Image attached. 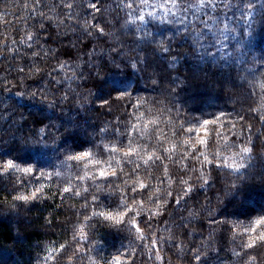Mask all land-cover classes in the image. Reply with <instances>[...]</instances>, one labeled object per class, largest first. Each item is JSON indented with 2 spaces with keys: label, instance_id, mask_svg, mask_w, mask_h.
<instances>
[{
  "label": "trees",
  "instance_id": "1",
  "mask_svg": "<svg viewBox=\"0 0 264 264\" xmlns=\"http://www.w3.org/2000/svg\"><path fill=\"white\" fill-rule=\"evenodd\" d=\"M0 118V264H264V0H0Z\"/></svg>",
  "mask_w": 264,
  "mask_h": 264
},
{
  "label": "rangeland",
  "instance_id": "2",
  "mask_svg": "<svg viewBox=\"0 0 264 264\" xmlns=\"http://www.w3.org/2000/svg\"><path fill=\"white\" fill-rule=\"evenodd\" d=\"M148 10H149L150 13H156L157 12L155 7L152 6L151 4H149ZM203 72H204V70H202V69H197L196 70V75L198 76V79H200V78L203 79V74H204ZM242 79H244L245 82L248 85H250L251 82H252L251 81L252 80L251 76L242 75L240 80H242ZM217 80L219 81L220 85L225 90H228L230 92L235 91V93H236L235 97L230 99L229 102H231V103H240V105L245 103V100L247 99L246 98L247 94H246L245 90L241 86H239V85L235 86L233 82L229 81L228 78H227V74L224 75V73H222L220 76H218ZM222 80H225V81L222 82ZM219 91L221 92V90H219ZM205 97H206L207 100H212L213 99L212 95H207ZM1 119L2 118H0V121L2 122ZM206 127L207 126H197V127H195L193 132H192V134L190 135V137H191L190 141H192V143H197L198 144L199 142L201 143V141H203V140H205L207 138V139H209V142L212 144V140H211V136L212 135H209V131L206 130ZM213 138H214V136H213ZM249 174L253 175L254 179H256V178L259 179L261 175H264V160H262L261 164L259 166H257L256 171L252 170V171H250ZM260 181H262V180H260ZM234 187H235L234 183L232 181H228L227 178H225L224 182H223V185L221 186L220 192L215 195L216 199L214 198L215 199L214 203H212V205H209V207H208V205L205 206L206 209H207L206 211L208 213H211L212 211L215 210V208L218 207L219 204L224 203L222 201H224L223 199L225 197L228 198L229 195H231L232 193L234 194L236 192ZM188 219H189L188 216H186V218L183 219V223L187 222ZM196 233H197V231H196ZM197 236H198V234H197ZM211 240L212 239H210L209 237L206 240L205 239L201 240L202 243L204 244V248H206V249L210 248V241Z\"/></svg>",
  "mask_w": 264,
  "mask_h": 264
},
{
  "label": "snow or ice",
  "instance_id": "3",
  "mask_svg": "<svg viewBox=\"0 0 264 264\" xmlns=\"http://www.w3.org/2000/svg\"><path fill=\"white\" fill-rule=\"evenodd\" d=\"M93 7H95V5H93ZM246 7L251 8V7H252V4H247ZM140 19H143V17H140ZM241 19H243L242 16H241ZM102 31H103V30L101 29V32H102ZM204 39H205V37L201 36L199 33H197L196 36L193 37V44H194V45H198L197 50H199V48H201V47H204V45L201 43V41H203ZM224 40H227V37H226V36L224 37ZM214 44H215V45H220V44H221V40L216 39V40H214V41H212V42H209V44L207 45V47H208V48H211V47H213ZM157 45H158V47L161 49V51H163L164 53H168V52L171 51V48H170V45H171V39H169V41H168V45H169V46H164V41H163V40L158 41V42H157ZM210 54H212V53H210ZM132 66L135 67L136 65L133 63ZM21 71H23V70L21 69ZM37 71H38V70H37ZM116 90H117V91H120V89H119L118 87L116 88ZM33 95H35V93H33ZM241 119H243V117H241ZM204 123H205V124H208L209 121L205 120ZM189 131H191V129H189ZM201 143H206V141H201ZM243 151H245V152H249V151H251V150L248 149V148H245ZM90 156H91V153H90V152H84L82 156H77V157H75V159H76V160H81V159H83L84 157H90ZM5 167H6L7 169H13V168L16 167V165L14 164V162H13L12 160H7V161L5 162ZM217 167H219V166H217ZM24 171H25V172H35L36 170L31 169V168H26V169H24ZM100 175L103 177V176H106V175H108V174L105 173L104 171H101V172H100ZM111 175L115 176L116 173L113 172V173H111ZM141 186L143 187V185H141ZM35 196H36V193H33V197H35ZM17 199H19V200H21V201H25V202H27V201L30 199V197H28V196H19V197H17ZM93 199L95 200L96 198L93 197ZM100 215H103V213H100ZM258 223H264V221H259ZM261 239L264 240V236H262ZM195 259H196V260H200V255L197 254V255L195 256Z\"/></svg>",
  "mask_w": 264,
  "mask_h": 264
}]
</instances>
